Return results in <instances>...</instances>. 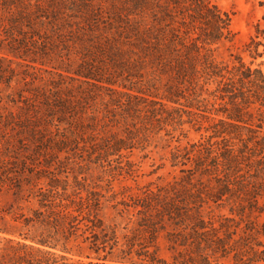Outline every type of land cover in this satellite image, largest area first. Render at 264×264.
Here are the masks:
<instances>
[{"label":"trees","instance_id":"1","mask_svg":"<svg viewBox=\"0 0 264 264\" xmlns=\"http://www.w3.org/2000/svg\"><path fill=\"white\" fill-rule=\"evenodd\" d=\"M260 6L264 9V0ZM231 23L232 16L213 0H0V44H5L0 58L22 59L28 54L29 62L36 63L38 57H57L65 66L62 71L82 84L77 94L67 87L64 93V86L35 89L23 102L32 134L38 137L55 127L60 146L82 140L86 130L96 134L99 127H111L122 135L110 130L100 155L120 156L135 148L142 130L168 121L171 126L191 124L195 114L209 115L213 126L193 125L211 131L213 138L232 136L242 147L239 156L234 148H225L222 164L218 157L213 165L197 160L196 171L202 175L219 171L220 165L225 173L217 180L218 191L206 197L217 203L229 195L239 200L232 213L264 214V206L258 205L264 199V180L247 186L236 180L240 157L248 162L251 157L264 159V137L259 141L257 136L264 131V73L240 56L231 64L217 60V49L234 37ZM246 51L253 58L264 55L262 23L256 25ZM147 87L162 91L161 100L149 99L142 92ZM102 90L110 99L89 106ZM168 105H173L172 111ZM184 115L190 121L184 122ZM177 159L173 156V162ZM261 162H254L251 177L264 172ZM30 173L31 179L45 178L48 183L33 197L37 207L22 216L28 233L17 243L19 252L9 259L12 264H218L233 250L228 240L235 233L203 218L199 190H159L131 205L121 204L134 209L138 219L132 234L127 228L120 234L102 218V192L54 173ZM159 232L170 245L171 263L139 239L147 234L154 242ZM244 241L240 238V246ZM260 261L264 260L240 258L236 264Z\"/></svg>","mask_w":264,"mask_h":264},{"label":"rangeland","instance_id":"2","mask_svg":"<svg viewBox=\"0 0 264 264\" xmlns=\"http://www.w3.org/2000/svg\"><path fill=\"white\" fill-rule=\"evenodd\" d=\"M213 1L232 16L231 29L234 34L231 42H225L215 52L217 60L231 64L235 56H240L247 65L261 69L264 73V55L253 58L246 51L256 25H264V9L260 6L262 0ZM3 47L5 44H0V48ZM26 55H21L22 59L10 56L8 59L0 58V264H12L9 259L19 252L17 243L28 233L22 216L30 214L31 209L37 207L33 197L40 186L48 183L45 178L38 182L31 179L32 171L44 172L46 176L54 173L70 183L76 179L86 187L102 192L105 195L102 218L107 226L117 228L120 234L126 232L124 228H127L128 234H132L138 219L134 209H125L121 204L131 205L134 200L146 194H157L159 190L171 194L199 190L204 201L201 210L205 221L216 228H221L223 224L227 230L235 233L228 240L233 250H230L227 259H220L218 264H236L240 258L264 260V214L246 210V215L241 216L237 211H231L233 206H239V200L226 195L214 203L206 197V194L214 195L218 191V178L224 179L221 165L219 171L207 175L196 171V162L200 157L212 165L218 157L222 164L221 156L225 148H234L235 155L239 156L238 149L242 147L232 136L225 137L226 140L213 138L214 134L204 129L214 124L212 119H207L209 115L204 117L195 114L193 120L196 121L191 124L171 126L168 121L158 128L142 130L141 139L135 148L123 151L120 156L100 155L104 148L103 140L110 135V130L120 132L111 127L106 130L99 127L96 134L86 130L82 140L60 146L61 134L55 127H50L38 137L32 134L29 130L28 110L23 102L35 89L41 92L45 87L64 86V90L67 87L77 94V88L82 84L62 71L65 66L59 58L38 57L36 63H30L31 57ZM57 73L63 75L60 77ZM82 87L87 88L86 85ZM134 87L141 88L139 85ZM142 92L151 100L156 98L160 101L163 96L162 91L151 87L143 88ZM109 96L107 91L102 90L95 101L89 102V106L95 105V102L105 103L110 99ZM172 106L168 105L167 110L172 111ZM254 113L253 122H257L258 114ZM183 120L190 121L186 115ZM196 122H200L204 128L198 130L199 125H193ZM257 136L261 141L264 131ZM173 156H177V162H173ZM250 159L249 162L243 157L238 160L240 168L236 180L244 182L246 186L264 180V172L259 173L258 178L250 176L255 174L254 162L261 160L264 164V159ZM258 205L263 207L264 199L260 198ZM164 236V232H159L153 243L147 239V234L139 236V239L148 246L153 245L149 247L150 251L156 252L161 260L171 263L173 254ZM240 238L245 240L241 246L238 243ZM256 264H264V261Z\"/></svg>","mask_w":264,"mask_h":264}]
</instances>
